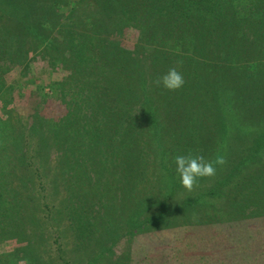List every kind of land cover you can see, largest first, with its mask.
<instances>
[{
	"label": "trees",
	"instance_id": "obj_1",
	"mask_svg": "<svg viewBox=\"0 0 264 264\" xmlns=\"http://www.w3.org/2000/svg\"><path fill=\"white\" fill-rule=\"evenodd\" d=\"M10 2L13 9L17 8L13 16L16 25L22 27L29 15H24L19 9L21 4L27 2L33 6L36 2ZM56 2L45 0L43 6L52 12L59 5ZM96 2L102 14L98 23L105 29L101 36L84 30H68L64 21L55 32L60 39V51L65 48L63 53L68 52L62 60V70L73 78L72 86L77 89L73 95L71 89L64 93L71 97L66 100L62 97V115L53 119L32 114L28 124L0 131V247L3 248L0 250V264H19L22 259H27L29 264H90L93 259L85 261L90 246L100 248L97 250L99 253L115 235L114 214L125 219L123 226L127 235L141 230L145 224L160 223L158 220L166 214L164 203L168 200L175 202L184 198L183 206L187 208L197 202L199 188L184 195L175 163L170 160L176 150L188 152L196 149V155L206 154L205 158L213 161L224 156L220 146L217 151L207 144L211 142L210 136L216 135L221 139L226 134L224 123H220L217 130L208 129L206 140L198 139L196 142L200 147L205 146V152H198V147L191 142L167 139L165 125L168 119L163 121L160 109L165 111L170 105L174 108L171 115L175 113L174 118H177L174 122L184 117L191 121L196 116L195 111H190L188 115L187 109L179 108V105L190 103L197 106L198 103L202 109L197 92H201L203 98L214 106L218 120L223 122V117L218 111L212 82L209 84L208 79H204L203 88L196 89L194 96L190 94L192 86L187 80L197 78L193 68L186 69V65H180L175 60L183 57L170 53V50L150 55L142 42V30L138 27L143 23L146 32L150 27L156 36L161 37L156 43L166 42V37H174L177 29L183 27L185 36L179 31L177 34L182 40L178 49L186 54L187 60L193 59L191 54L204 52L207 48L208 52L215 53L218 42H223L238 58L247 31L249 41H264V0ZM2 4L4 1L0 0V11L7 13ZM91 18V22L84 25L90 24L94 28L97 22L93 18L97 17ZM167 23L171 28L168 31L164 30ZM127 27L138 30L131 50L121 46L114 38ZM231 28L233 33L229 37ZM207 29H211L212 33L216 31L215 37L213 34L208 37ZM116 30L119 32L116 33ZM17 34H20L19 29ZM204 38L207 48L204 47ZM157 57L165 61L159 62L161 76L172 67L182 73L185 84L180 89L186 90L185 93L182 91L183 95H176L175 91L169 92L166 97L163 92L156 94V79L153 78L160 76L153 75L151 65ZM262 57L264 55H255L254 59ZM259 65L264 66L263 62ZM257 72L250 85L254 92L261 91L264 85V69ZM63 80L54 83L62 85ZM216 91L222 95L221 84ZM254 92L246 99L253 100ZM75 93L78 95L73 99ZM187 97L191 99L187 100ZM206 109L209 107L203 104V119L198 118L200 125V120L207 122ZM215 152L217 157L212 156ZM261 153H264V130L252 139L246 149V157L232 164L230 171L231 160L224 159L223 165L216 166V171L226 176L222 182H228L232 173H239L243 166L241 163L249 170L250 162L255 160L256 169L252 174H258L250 175L248 182L259 183L260 190L264 191V172H260L264 169V158L258 155L253 159ZM174 191L183 198H175ZM116 192L119 195L115 199ZM99 208H103L100 217L97 216ZM66 218L70 223L64 225L62 222ZM42 219L52 230L51 242L56 244L54 252H50L49 246H44L47 237H43L40 227ZM165 227L153 230H171L177 225ZM61 237L62 241L70 239V249L60 247L58 240ZM237 238L242 239L241 236ZM72 256L76 262L72 261ZM203 264H208V258Z\"/></svg>",
	"mask_w": 264,
	"mask_h": 264
},
{
	"label": "rangeland",
	"instance_id": "obj_2",
	"mask_svg": "<svg viewBox=\"0 0 264 264\" xmlns=\"http://www.w3.org/2000/svg\"><path fill=\"white\" fill-rule=\"evenodd\" d=\"M2 1H4L2 7L7 8V13L0 11V131H5L6 127L28 124L32 120V114L53 119L60 117L64 111L62 97L64 100L71 97L70 94L64 93L71 89L73 95V92L77 91L72 86L73 78L62 70V60L67 57L68 52L63 53L65 48L60 51V39L55 34L59 25L61 26L64 21L68 30H84L86 33L92 32L98 36H101L105 29H102L104 27L98 23L101 21L102 14L96 6V0H56L59 5L52 9V12H48V8L43 6L45 0H33L36 2L33 6L23 2L19 9L29 17L27 22H23L22 27L16 25L17 21L15 22L13 17L17 8L13 9L10 0ZM95 16L97 18L93 19L97 25L94 28L90 24L84 25L85 22L90 23L91 17ZM166 27L164 30L171 29L168 23ZM138 28L142 30V42L145 48L149 49L150 55L162 50L164 53L170 50V53L174 52L179 57H183L175 60L180 65H186V69L193 68L192 71L197 74L198 80L197 78L187 80L192 86L190 94L194 96L196 89L203 88L204 79L207 78L209 84L212 82L217 96L218 111L223 117V122L218 120L214 106L208 102L207 98H203L201 92H197L196 96L200 99L202 109L198 103L197 106H191L190 103L185 106L179 105V108L187 109L188 115L190 111H195L196 116L191 121H188V117H184L183 120L174 122L177 118H174L175 113L171 115L174 108H170V105L165 111L160 109L159 114L163 121L168 119L165 125L168 130L167 139L188 141L189 144L191 142L198 147V152H205V146L200 147L196 142L206 140L209 135L208 129L217 130L220 123H224L226 134L221 139L216 135L210 136L211 142L207 144L217 151L220 146L224 153L221 157L225 161L231 160L230 171L232 164L246 157V149L250 146L252 139L264 130V85L259 92H254V89L250 87L255 79L253 76L258 73L257 70L264 69V66L259 65L261 62L264 64V57L254 59L255 55H264V41L259 40L256 43L249 41L250 35L247 31V38H244L242 43L240 56L236 58L228 47L223 45V42H218L215 53L208 52L207 40L204 38V47L206 46L207 50L193 53L191 58L194 60H187L186 54L179 52L178 49L182 40L177 34L179 31L185 36L183 27L177 29L178 31L173 34L174 37H166L164 43H156L161 37L156 36L150 27L146 32L143 23H140ZM17 29L20 30V34H17ZM118 32L119 30H116V33ZM206 32L208 37L210 34H213V37L216 35V31L212 33L211 29H207ZM137 33L138 30L127 27L114 38L116 37L121 46L131 50ZM228 33L230 37L233 33L232 28ZM176 40L179 42L175 43ZM224 47L226 49L223 51ZM159 62L165 61L157 57L156 61L152 62L154 76H161ZM59 79H64L62 85L54 83ZM201 80L203 83H200ZM219 84L222 86V95L216 91ZM155 91L157 95L163 92L165 97L171 92L160 86L155 87ZM182 91L186 92L184 88L176 90V95H183ZM252 92L255 98L246 99ZM77 95L75 93L73 99L77 98ZM190 99L187 97V100ZM203 104L206 108L209 107L204 110L208 118L207 122L200 120L202 123L200 125L199 119H203L201 118ZM175 152L170 158L173 164L177 155L197 156L196 149L188 152L182 149ZM216 154L217 152L212 156L217 157ZM258 155L264 158V153L252 158L256 159ZM203 156L206 157V154ZM254 162H250L249 170L245 168V164L241 163L244 167L240 168L239 173H232V177L228 176V182H222V178L226 176L219 174V171H216L214 178L210 177L207 180L202 178L198 186L194 187L200 189L197 193L199 199L189 208L183 206L186 199L174 191V197H182L183 200L166 201L164 203L166 214L158 220V222L161 221L160 223L145 224L141 230L131 234H124L126 229L123 226L125 223L123 216L114 214L112 221L116 231L113 239L99 253L97 250L100 248L90 246L85 261L93 259L94 261L90 264H203V261L208 258V264H264V191L260 190L259 183L248 182L250 175L258 174H252L255 173L252 171L256 169ZM260 172H264V169ZM176 175L179 177L178 173ZM186 192L184 189V195ZM117 195L119 192L115 193V199ZM93 208L96 209V207ZM102 209L99 208L97 216L102 215ZM62 223L65 225L70 222L66 218ZM165 225L170 227L177 225V228L153 230V228H166ZM40 227L43 230V237H47L44 246H49L50 252L51 250L54 252L56 244L51 242L52 230L48 222L45 224L43 221ZM239 236L241 240L237 238ZM62 238L58 240L60 247L70 249V239L65 238L62 241ZM2 249L0 247V250ZM71 259L76 262L74 256Z\"/></svg>",
	"mask_w": 264,
	"mask_h": 264
},
{
	"label": "clouds",
	"instance_id": "obj_3",
	"mask_svg": "<svg viewBox=\"0 0 264 264\" xmlns=\"http://www.w3.org/2000/svg\"><path fill=\"white\" fill-rule=\"evenodd\" d=\"M179 63V62H178ZM154 83L169 91H176L185 84L184 77L176 67L170 68L164 75L158 77ZM175 170L179 174L181 186L192 192L198 186L201 178H210L216 175V166L225 163L222 157L208 160L203 155H177L174 158ZM19 264H29L27 259H22Z\"/></svg>",
	"mask_w": 264,
	"mask_h": 264
}]
</instances>
